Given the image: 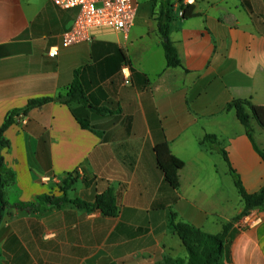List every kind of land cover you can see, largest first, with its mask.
Instances as JSON below:
<instances>
[{"label": "crops", "instance_id": "crops-1", "mask_svg": "<svg viewBox=\"0 0 264 264\" xmlns=\"http://www.w3.org/2000/svg\"><path fill=\"white\" fill-rule=\"evenodd\" d=\"M146 1L129 30L93 28L90 41L64 46L77 10L53 0H0V130L20 111L0 135V170L14 173L5 187L10 205L0 223V264H159L166 256L187 257L169 229L171 210L218 234L246 207L236 178L250 194L264 187L257 149L264 152V129L254 121L252 141L227 109L235 99L264 105V0H194L189 18L173 1L177 67L168 65L158 30L162 3L151 17ZM76 70L93 104L104 109L90 111L89 128L58 100L22 112L32 98L67 92ZM207 134L218 142L201 143ZM163 136L185 162L178 190L157 165L155 145ZM110 188L117 215L72 202H93ZM65 191L69 201L60 206L40 199L63 198ZM254 210L257 224L242 218L230 225L227 264H264V208Z\"/></svg>", "mask_w": 264, "mask_h": 264}, {"label": "trees", "instance_id": "trees-1", "mask_svg": "<svg viewBox=\"0 0 264 264\" xmlns=\"http://www.w3.org/2000/svg\"><path fill=\"white\" fill-rule=\"evenodd\" d=\"M161 7L159 10L158 18V30L163 38V47L167 63L171 67H177L181 65V59L179 57L177 48L173 44L170 38L171 22L173 20V3L170 0H161ZM184 8V18L192 17L194 14V5L192 3L186 4ZM79 70L75 71L74 81L65 93H61L58 96H45L41 98H32L28 101L26 108L22 111L24 114L33 107H40L45 103L58 100L61 103L68 105L71 108L74 116L81 124L83 128L90 127V111L94 109L102 112L104 109L96 107L91 101L89 95L82 82L79 81ZM73 103H80L79 107H72ZM228 110H234L241 123L245 126L248 136L254 141V126L253 122L256 121L264 129V105L254 104L248 99H235L228 103ZM20 114V111H14L10 113L1 130L2 132L15 122L16 117ZM212 142L217 143V136L214 134H207L201 140V143ZM257 149L264 158V152ZM157 165L164 174L165 183L172 189L178 190L179 184V170L184 166L185 162L178 156H176L170 149L169 143L163 136L161 140L157 141L155 145ZM223 154L228 159L227 152L223 150ZM3 158L0 156V168L3 167ZM14 173L11 171L0 170V223L3 219L4 213L10 203L5 198V187L13 181ZM237 186L245 200L246 207L244 211L238 216L234 217L232 222L239 221L242 217L246 216L254 209L264 208V187L254 194L248 193L239 177L236 178ZM41 200H46L52 205L60 206L63 202L69 201V198L65 191L63 198H57L56 196L41 197ZM79 207H83L89 210H101L105 215L114 216L119 212V203L117 196L113 189L100 193L96 196L95 201L88 202L82 200H72ZM26 209L36 208V204L20 205ZM232 222L224 225L223 231L218 234H212L182 221L179 215L171 210L169 216V229L172 233L178 235L182 240L185 248L188 251L187 257H171L166 256L165 259L159 264H227L228 253L226 250V239L228 229ZM111 264H119L112 262Z\"/></svg>", "mask_w": 264, "mask_h": 264}, {"label": "built area", "instance_id": "built-area-1", "mask_svg": "<svg viewBox=\"0 0 264 264\" xmlns=\"http://www.w3.org/2000/svg\"><path fill=\"white\" fill-rule=\"evenodd\" d=\"M62 9H75L77 15L72 27L63 33L62 43L70 46L91 40V30L98 27H110L127 31L134 25L140 6V0H53ZM194 0H182L179 14L183 16L185 4ZM50 56L58 54L57 48L49 50ZM247 225L261 221L258 211H252L242 217ZM241 218V219H242Z\"/></svg>", "mask_w": 264, "mask_h": 264}, {"label": "rangeland", "instance_id": "rangeland-1", "mask_svg": "<svg viewBox=\"0 0 264 264\" xmlns=\"http://www.w3.org/2000/svg\"><path fill=\"white\" fill-rule=\"evenodd\" d=\"M176 3H180L181 5H183L182 0H170V2ZM161 4V0H147L144 4H143V8H144V12H148L150 13L149 15L152 17H154L155 12H157L158 7H160Z\"/></svg>", "mask_w": 264, "mask_h": 264}]
</instances>
